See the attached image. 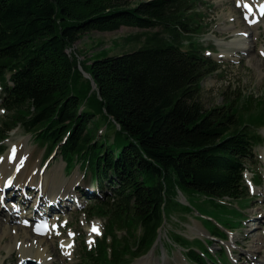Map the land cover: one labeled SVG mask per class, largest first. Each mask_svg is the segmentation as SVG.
Returning a JSON list of instances; mask_svg holds the SVG:
<instances>
[{
    "label": "trees",
    "instance_id": "1",
    "mask_svg": "<svg viewBox=\"0 0 264 264\" xmlns=\"http://www.w3.org/2000/svg\"><path fill=\"white\" fill-rule=\"evenodd\" d=\"M197 2L0 0V143L20 126L47 154L60 153L69 173L80 165L100 191L112 190L105 200L91 195L84 213L105 219L106 232L92 249L82 242L79 264H129L146 254L175 211L204 213L196 194L213 199V209L248 195L244 172L263 135L241 123L240 98L211 107L202 100V80L219 65L197 38ZM122 26L141 29L128 39L144 36L143 44L81 60L93 88L70 48L89 31ZM236 216L221 223L242 224L245 214ZM170 233L168 246L184 245L191 264L216 263L207 246L202 254ZM212 233L227 236L217 225Z\"/></svg>",
    "mask_w": 264,
    "mask_h": 264
},
{
    "label": "rangeland",
    "instance_id": "2",
    "mask_svg": "<svg viewBox=\"0 0 264 264\" xmlns=\"http://www.w3.org/2000/svg\"><path fill=\"white\" fill-rule=\"evenodd\" d=\"M130 1L134 2L135 0ZM195 9L198 13L194 17L202 22L204 30L198 36L199 41L202 42L206 49L208 48L213 51L212 54H208V51H205L204 49V54L216 59L219 62L218 70L208 74L202 80L201 97L204 104L207 107H211L215 105H222L226 101L229 103V100L240 98L234 106L241 123L248 125L251 130H255L263 135L261 142L256 144L254 147L253 157L247 161L249 168L245 173V178L248 184L251 180L256 183V194H252L253 192L249 190L248 186L247 196H244L239 200H232L233 202L222 200L220 203L222 202L221 204L224 205H220L216 209L212 208L214 200L210 197L205 195L200 196L198 194L194 195V197L191 198L192 203L204 213L193 209L191 212H183L180 209L179 211H175L171 220L167 223H163L164 228H161V239L155 242V244L150 248L153 252L149 253V250L146 255L134 259L129 264H141L147 257L151 258L150 264H189L188 259H186L183 254V252L186 251L184 247L174 243L173 249H170L166 243V239L168 237L167 235H171L170 232L173 233L172 236H176L175 232H179L180 237L190 239L192 241L193 248L202 254H205L207 246L213 254L218 253L217 256H214V258L219 257L222 260H225V251L221 254V248L224 244L226 245L228 243L231 245L235 241L236 244H234V251L236 253L233 254V257L237 259L235 264H258L260 261L264 263V257L262 256L264 255L263 251H261V253H252L249 251L250 246L254 244L255 239L261 234V230H257L254 234L252 233L254 230L248 232L253 228V224H255L254 220L257 215L262 212V207L264 205V203L258 199L262 183L258 182L254 176L255 173H263L264 170V56L260 53V49L262 48V45H264V19L260 25L257 23V28L247 25L245 28L243 26L244 22L240 17H238V15H240V11L234 6V0H198ZM230 12L233 14V21L228 18ZM229 24H235L236 29L238 30L239 28L238 33H235L230 28H227ZM245 29L250 32L257 30V38L254 39L253 43L251 42L246 49L231 47L229 43H231L232 39L238 36L239 32ZM138 32H142L141 29L129 26H122L120 29L115 31H89L82 35L75 43L74 47L70 48V50H75L77 54L80 55L77 62V66L79 68L81 60H85L87 64H90L94 58L100 55L107 53L116 55L140 47L143 44L142 40H144V36L141 41H130L128 39V36ZM225 50H228V54L226 55H224L223 52ZM218 52H220L225 59L219 58ZM237 54H240L239 59L234 58ZM230 58L235 60V62L230 60ZM262 69L263 74L260 75ZM249 96L254 97L248 100ZM3 109H5V111ZM6 113L7 108L2 104L0 99V123L6 116ZM26 140L28 146L30 147L31 156L28 160V164L24 168H32L33 164L36 163L38 166L37 172L41 174L39 172L40 166L45 163L47 158L45 148L41 147L39 143L32 138L31 133H26L20 127H16L10 131L9 137L4 141L5 148L0 153V156H4L9 153L8 151L11 146L16 143H18V145L21 143L23 144ZM24 153L25 150H23L22 154L23 161L25 160ZM15 166L16 165H14V168ZM47 167L48 168L45 170L43 175L46 174V172H50L51 169L61 167L60 173L64 178L62 190L70 188L66 194L70 193L74 187L82 189V183H84L83 187H90L91 185L90 183L92 180L90 175H86L85 170L81 169L80 166H77L70 174L66 172V163L60 153L56 152L53 158L48 160ZM11 172L12 171L8 172L7 175L2 178V181H5L8 175L10 176ZM17 175H15L16 178ZM30 178L31 180L28 179L25 181V184H32L35 179L43 181V177L37 178V176H31ZM18 184L22 187L25 185L21 182H18ZM82 193V191H79L80 200L83 201V207L81 210H89L90 203L93 199H88L85 196L83 197ZM101 197L105 198L106 194H101ZM177 199L180 201L179 194ZM189 202L190 201L187 200L186 204H189ZM72 205L73 201H68V207H62L60 211H66L65 214H61L59 217L62 222V220L67 216L69 219V227H65L63 229L61 228L59 233H55L54 235L48 237L51 239L50 242L53 243L51 244L50 251H52L51 253L57 259V264H78L81 256L80 250L83 247L82 241H86L85 238L87 237L88 224L91 220L99 221L102 224V229L104 230L105 228V220L100 218L88 219L85 213H82L80 209H73ZM237 211L241 213V216L245 214V217L243 216L242 220H240L242 224L238 223L234 225V227H238L234 232L228 230L231 228V225H228V228L224 229L227 234L230 233L233 235L231 237V241L228 237H226L223 241H221L220 238H216V235L212 233V231H214V226H223L224 223L222 224L221 221L226 219V217L231 219H234V217L237 218ZM12 213L13 215L10 214V216L16 218L20 223L22 219L17 218L16 212ZM21 218L23 217L21 216ZM0 219L1 222L4 221L8 224L13 222L9 219L8 213L1 209V206ZM6 219L7 221H5ZM23 226L27 227L26 225ZM28 228L31 232L30 225ZM70 229L76 230L79 238L76 243L74 254L72 256H68L66 259L64 257V252L66 251L63 252L62 248L63 241L68 240V232ZM32 233L33 232H31V234ZM198 238L202 239V244L196 240ZM7 241L8 238H5V241L3 240V244ZM87 244L91 246V243ZM262 245H264V243H262ZM19 249L20 247L17 246V250L11 254V252L9 253L6 249L1 248L3 258L1 257L2 260L0 258V264H19V260L21 258ZM130 257L131 256H128L127 258L130 259ZM207 262L209 264H213L210 260ZM217 263L221 264L219 261H217Z\"/></svg>",
    "mask_w": 264,
    "mask_h": 264
},
{
    "label": "bare ground",
    "instance_id": "3",
    "mask_svg": "<svg viewBox=\"0 0 264 264\" xmlns=\"http://www.w3.org/2000/svg\"><path fill=\"white\" fill-rule=\"evenodd\" d=\"M228 18L231 21L234 20L232 12L229 13ZM256 25L257 24H254L252 25V27L254 26L255 28H257ZM227 28H230L235 33H238L239 31V28L238 30L236 29L235 24H229ZM249 35L250 36L248 37L244 35L236 36L235 38L232 39L231 43H229L230 46L234 48L239 47L240 49H246L250 45V43L251 42L253 43L254 39L257 38L258 32L257 30L252 31L250 32ZM261 50L264 51V45H262ZM223 52H224V55L228 54V50H225ZM234 58L239 59L240 54H237L236 57ZM262 74H263V69L260 72V75ZM11 149L16 150V155L14 157H10L11 150L6 155L0 157V179L1 180L10 171L12 172L10 176L8 175L5 181L11 180L13 184H16V185L18 184V182L25 184L26 183L25 181H27L28 179L31 180L30 178L31 176L32 177L37 176V178L43 177L44 183L42 181V186H43V195L45 198L50 197L52 198V200H55L57 197L64 198L65 196L68 195L66 193L69 191L70 188H65L64 190H62L63 185H64V178L60 173L61 167H56L54 169H51L50 172H46V174L44 175L42 174L40 176V174L37 172L38 166L36 163L33 164L32 168H28V169L24 168L28 164V160L31 156L30 147L27 144V140L24 141L23 144L21 143L20 145L16 143V145H14ZM23 150H25V153H24L25 160L24 161L22 159ZM20 161L22 163L21 169L19 172L14 173L13 171L14 165H16ZM15 175H17V178L15 177ZM8 217L9 219L13 221L10 224L4 221L2 222L0 221V258L1 257L3 258L1 248L6 249L9 253L11 252L12 254V252L17 250V246H19L20 247L19 253L22 258L23 257L34 258V259L39 260L42 264H57L56 262L57 259L51 253L52 251H50L51 244L53 243L50 242L51 239H49L48 237L51 235L49 234H44L43 236L33 235L31 234L28 227L23 226L22 224L24 221L23 218H21L22 220L19 223V221H17L16 218H13V216H10V214H8ZM5 221H7V219ZM5 238H8V241L5 244H3V240L5 241ZM66 242H67L66 240L63 241V249H65ZM262 243H264V236L260 234L255 239L254 244L250 246L249 251L252 253H256V252L261 253V251L264 252V245H262ZM262 256L264 257V255ZM150 262H151V258L147 257L142 261L141 264H150ZM259 263H263V262L260 261Z\"/></svg>",
    "mask_w": 264,
    "mask_h": 264
},
{
    "label": "water",
    "instance_id": "4",
    "mask_svg": "<svg viewBox=\"0 0 264 264\" xmlns=\"http://www.w3.org/2000/svg\"><path fill=\"white\" fill-rule=\"evenodd\" d=\"M79 68H80V70L83 72V74L86 76V77H88V78H90L91 79V82H92V85H93V88H97V84H96V82H95V80L93 79V77L91 76V74H90V72H88V71H86V70H84L83 69V67L81 66V64H79ZM179 195H180V201H182V202H187V200H186V196L184 195V193L182 192V191H179ZM161 229L159 230V234H158V237H157V241L158 240H160L161 239ZM156 241V242H157ZM153 251H151L150 250V252L149 253H152ZM21 264H40L38 261H36L35 259H33V258H23L22 260H21Z\"/></svg>",
    "mask_w": 264,
    "mask_h": 264
},
{
    "label": "snow or ice",
    "instance_id": "5",
    "mask_svg": "<svg viewBox=\"0 0 264 264\" xmlns=\"http://www.w3.org/2000/svg\"><path fill=\"white\" fill-rule=\"evenodd\" d=\"M246 8H248V11L251 12L252 8L250 5H245ZM261 14H264V5H261ZM92 231L99 234V227L98 226H94L92 228ZM69 247H71V245H69Z\"/></svg>",
    "mask_w": 264,
    "mask_h": 264
}]
</instances>
